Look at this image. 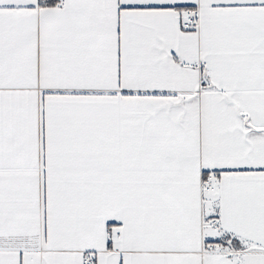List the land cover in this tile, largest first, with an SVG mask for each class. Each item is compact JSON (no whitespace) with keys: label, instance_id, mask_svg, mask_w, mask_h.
I'll return each instance as SVG.
<instances>
[{"label":"snow or ice","instance_id":"1","mask_svg":"<svg viewBox=\"0 0 264 264\" xmlns=\"http://www.w3.org/2000/svg\"><path fill=\"white\" fill-rule=\"evenodd\" d=\"M0 264H264V0H0Z\"/></svg>","mask_w":264,"mask_h":264}]
</instances>
